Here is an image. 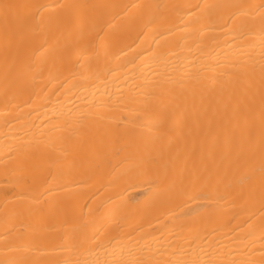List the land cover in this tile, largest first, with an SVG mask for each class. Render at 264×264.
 <instances>
[{
    "label": "bare ground",
    "instance_id": "obj_1",
    "mask_svg": "<svg viewBox=\"0 0 264 264\" xmlns=\"http://www.w3.org/2000/svg\"><path fill=\"white\" fill-rule=\"evenodd\" d=\"M0 264H264V0H0Z\"/></svg>",
    "mask_w": 264,
    "mask_h": 264
}]
</instances>
